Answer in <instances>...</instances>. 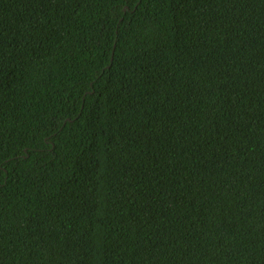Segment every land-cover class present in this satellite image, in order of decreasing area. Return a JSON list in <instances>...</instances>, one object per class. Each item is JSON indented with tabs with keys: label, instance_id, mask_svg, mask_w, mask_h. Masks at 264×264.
<instances>
[{
	"label": "trees",
	"instance_id": "16d2710c",
	"mask_svg": "<svg viewBox=\"0 0 264 264\" xmlns=\"http://www.w3.org/2000/svg\"><path fill=\"white\" fill-rule=\"evenodd\" d=\"M0 264H264V0H0Z\"/></svg>",
	"mask_w": 264,
	"mask_h": 264
}]
</instances>
